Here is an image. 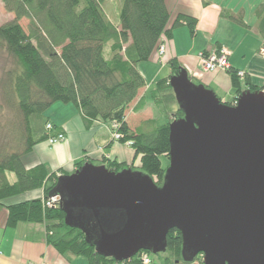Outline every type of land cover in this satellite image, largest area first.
<instances>
[{
	"label": "trees",
	"instance_id": "1",
	"mask_svg": "<svg viewBox=\"0 0 264 264\" xmlns=\"http://www.w3.org/2000/svg\"><path fill=\"white\" fill-rule=\"evenodd\" d=\"M2 1L15 14L13 20L0 25V43L13 60L4 81L5 101L19 117L6 121L3 126H7L9 133L0 136V206L5 199L45 187L47 182L45 198L49 199L59 176L50 174L42 164L27 168L23 156L49 137L50 120L45 112L57 101L74 104L88 126L94 121L116 122L122 141H131L140 155L141 171L157 178L156 183H163L168 168L163 158H169L170 153V124L184 117L170 84V78L184 69L177 58L169 62L171 75L158 79L149 90L150 99L161 105V113L168 122L158 125L150 118L133 130L127 113L147 85L139 63L151 60L165 42L163 38L170 37L176 27L186 25L191 34H196L197 18L179 14L169 27L167 0H121L119 23L111 19L109 0ZM223 15L247 25L241 15L228 10ZM256 15L264 48V3L256 9ZM24 18L29 20L28 31L21 24ZM237 71L228 70L233 78ZM247 87L252 91L264 90V83L260 89ZM174 104L176 108H172ZM146 106L143 96L134 109L139 112ZM55 128L51 134L60 130L56 125ZM85 163L78 162L77 169ZM105 163L116 172L129 168L115 160ZM9 173L15 174L14 182ZM65 216L60 206L49 207L44 205V199H31L8 206L7 225L42 223L50 245L61 253L84 256L89 264H144L143 254L152 253L140 251L124 261L104 257L96 252L82 229L65 223ZM89 228L96 232L94 222H90ZM167 243V251L177 257L175 264L191 263L182 259L183 239L179 230H170ZM164 260L171 264L170 257Z\"/></svg>",
	"mask_w": 264,
	"mask_h": 264
},
{
	"label": "water",
	"instance_id": "2",
	"mask_svg": "<svg viewBox=\"0 0 264 264\" xmlns=\"http://www.w3.org/2000/svg\"><path fill=\"white\" fill-rule=\"evenodd\" d=\"M170 84L184 117L170 124L162 185L143 171L86 162L59 175L49 197L116 261L166 252L177 229L185 262L202 254L204 264H264V90L228 104L185 68Z\"/></svg>",
	"mask_w": 264,
	"mask_h": 264
},
{
	"label": "crops",
	"instance_id": "3",
	"mask_svg": "<svg viewBox=\"0 0 264 264\" xmlns=\"http://www.w3.org/2000/svg\"><path fill=\"white\" fill-rule=\"evenodd\" d=\"M225 3L226 0H167L171 14L169 27L179 14L193 16L198 20L196 34H191L186 25L176 27L170 37L163 38L165 53L162 56L155 53L151 60L139 63L138 67L147 85L141 89L139 97L130 105L129 110L132 113L141 112H136L134 107L139 98L149 96L150 88L158 79L171 75L169 62L174 58H177L188 71L191 80L200 83L201 81H198L200 77H205L206 79H201L202 83L224 100L233 99L239 89L242 92L247 90V85H240L230 72L217 70V72L202 76L199 73L200 70L193 65V61H190L192 58L199 60L203 52H212L221 45L226 46L231 52L229 63L232 71H245L249 76L247 82L256 85L259 84L258 79L264 80L262 71L264 60L255 56L256 51L260 52L263 48V39L257 28L258 19L256 18L254 23H249L245 20V8L238 9V7ZM224 10L241 15L247 25L239 24L227 15H223ZM253 20L252 18L251 22ZM221 25L223 33L219 31ZM242 28H248L256 36L257 40L253 48L242 46L241 40H237L240 36L233 34ZM254 70L260 74L254 73ZM147 104H149L148 99ZM58 109V112L48 118L51 123L65 132L66 140L55 145H50L47 140L36 144L29 153L23 156L27 168L42 164L50 174L56 172L59 176L75 172L77 163L80 161L106 164L105 156L117 162L132 161L135 151L131 147L112 140L108 122L94 121L88 126L75 105L68 103L66 106H59ZM138 125L136 124L133 128L135 129ZM129 126L132 128V125L129 124ZM42 191L43 189L40 188L9 197L0 206V264H89L84 256L61 253L50 245L42 223L20 222L14 227L7 225L9 205L42 198Z\"/></svg>",
	"mask_w": 264,
	"mask_h": 264
},
{
	"label": "rangeland",
	"instance_id": "4",
	"mask_svg": "<svg viewBox=\"0 0 264 264\" xmlns=\"http://www.w3.org/2000/svg\"><path fill=\"white\" fill-rule=\"evenodd\" d=\"M221 1V0H219ZM224 1V0H222ZM227 5H232V7H238V9H240L241 7L246 9V13H245V20L248 21L249 23H254L256 21L255 15V8H258L261 4L260 3H264V0H226ZM225 3V4H226ZM256 4V6H254V4ZM121 0H109L108 3V9L110 12V16L111 19L114 23H119V14H120V10H121ZM252 7H254V9L252 10ZM15 18V14L13 12H10L6 9L5 4L3 3L2 0H0V25H3L11 20H13ZM252 18L254 19L253 22ZM21 24L23 25V27L28 31L29 30V20L27 18H24L21 20ZM220 33H223V26L221 25V27L219 28ZM235 33L240 36V38H238L237 40H241V45L242 46H246L249 48H253V46H255L256 44V36L250 31L248 30V28H242L239 29L237 31H235L233 34L235 35ZM242 37V38H241ZM232 39V38H231ZM261 51H256L255 56L258 59L264 60V54ZM159 53V52H158ZM241 58H243L241 56ZM191 59V58H190ZM194 66H196V68H198L200 70L199 73L202 74V76H206L208 74H211V72H207L205 70H203L201 63L199 62V60H195V58H192V60H190ZM13 64V60L12 57L7 53L5 47L0 43V125L3 126L4 123L6 121L10 122L11 120L18 118V114H16L15 112H12L8 105H6V101H5V91H4V81L6 78V73L7 71L12 67ZM252 67V66H251ZM253 69H256L254 67H252ZM228 71V70H227ZM254 73L260 74V72H256V70H254ZM263 74H264V68H263ZM217 72V71H215ZM245 72V71H244ZM214 73V72H213ZM249 76L248 74L245 72L244 75L242 76L241 74H239L238 72L236 73V77L235 80L238 81L240 83V85L242 86H249L250 88L253 87H257L258 89H260L263 86V81L261 79H258L259 84L256 85L255 83H251V82H247ZM259 78V77H258ZM201 79H206L205 77H200V79L198 81H201L200 83H202ZM204 81V80H203ZM6 84V83H5ZM203 84V83H202ZM205 85V84H204ZM242 93L241 90L239 89L236 93V96L233 99H229V100H224V98L220 97L224 102L226 103H231V104H235L237 101V97L239 96V94ZM148 99L149 104H147L148 106H146L143 111L139 112V113H132V111L128 110V123L130 125H132V129L135 130L133 127H135V125L143 122L144 120L147 119H154L155 122L158 125H161L163 123L168 122V118H166V116H163V114L161 113V105L158 103H155L153 99H150V97H146ZM70 105L72 103H69ZM66 103H63L61 101H57L55 103H53L45 112V116L49 117L50 115H53L54 113L59 111V106H66ZM74 105V104H73ZM172 108H176V104L173 105ZM171 119V117H170ZM113 122H108V128L109 131L111 133V137L112 140L115 142H120L123 145H126L128 147L133 148V150L135 151L133 144H128V141H122V138L120 140H116L114 137V133H115V127L113 126ZM11 126V125H10ZM11 130H13V132L15 131L14 129L11 128ZM7 133H9V130L7 128V126H3L0 127V136L3 137V135H6ZM105 160L110 161L111 159H109L108 157L105 156ZM115 160V159H114ZM117 161V160H115ZM163 162L165 164V166H169L170 164V158H163ZM122 163L124 165H126L127 167H133L135 171H141L140 167H141V158L140 155L136 154L135 151V155L134 158L132 159V161L128 162V161H123V162H119ZM56 174V172H55ZM10 180L11 182H14L16 180V176L14 173H10ZM156 181H158L157 178H154ZM49 182L45 183V187H42L41 189H43L42 191V198L44 199V205L46 206L47 204H45V202L48 200L47 198H45V188L48 187ZM46 230V229H45ZM151 256V264H165V260L164 258L166 257H170L171 259V264H175L177 257L175 255H171V253L169 251L166 252H161L159 254H150ZM176 264H184V262L180 261L179 263ZM188 264H204L203 263V255L200 254L197 256V258H195V261L188 263Z\"/></svg>",
	"mask_w": 264,
	"mask_h": 264
},
{
	"label": "built area",
	"instance_id": "5",
	"mask_svg": "<svg viewBox=\"0 0 264 264\" xmlns=\"http://www.w3.org/2000/svg\"><path fill=\"white\" fill-rule=\"evenodd\" d=\"M262 52L264 54V48L262 49ZM165 53V46L162 44L159 47V54L162 56ZM231 52L230 50L222 45L218 49L210 52L208 55L201 54L199 56V61L202 65L203 70L207 72H215L217 70H223L227 71L231 69L230 63H229V56ZM242 76L244 75L243 70L237 71ZM113 126L116 128L117 123L113 122ZM47 130L50 132L49 137L47 138V141L50 145H55L57 143L63 142L66 140V134L62 130H58L55 134H51L54 130H56L55 125L51 122L47 124ZM114 137L116 140H120L122 138L121 133L117 129H115ZM128 144H133L131 141H128ZM47 204L46 206L49 207H57L59 206V201L55 197H49V199L45 202ZM143 262L144 264H151V258L148 254H143ZM47 264V263H43Z\"/></svg>",
	"mask_w": 264,
	"mask_h": 264
},
{
	"label": "flooded vegetation",
	"instance_id": "6",
	"mask_svg": "<svg viewBox=\"0 0 264 264\" xmlns=\"http://www.w3.org/2000/svg\"><path fill=\"white\" fill-rule=\"evenodd\" d=\"M159 185H162V183H161V184H159Z\"/></svg>",
	"mask_w": 264,
	"mask_h": 264
}]
</instances>
